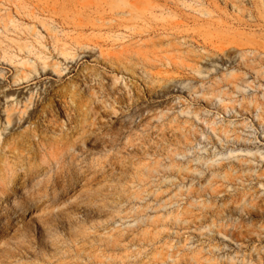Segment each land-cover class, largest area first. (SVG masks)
Wrapping results in <instances>:
<instances>
[{
	"label": "rangeland",
	"instance_id": "1",
	"mask_svg": "<svg viewBox=\"0 0 264 264\" xmlns=\"http://www.w3.org/2000/svg\"><path fill=\"white\" fill-rule=\"evenodd\" d=\"M0 264H264V0H0Z\"/></svg>",
	"mask_w": 264,
	"mask_h": 264
},
{
	"label": "bare ground",
	"instance_id": "2",
	"mask_svg": "<svg viewBox=\"0 0 264 264\" xmlns=\"http://www.w3.org/2000/svg\"><path fill=\"white\" fill-rule=\"evenodd\" d=\"M122 78L118 77V76H114V84H117ZM22 187V186H21ZM23 189H26V187H23ZM34 201V208L39 209V204L38 202H36V199H33Z\"/></svg>",
	"mask_w": 264,
	"mask_h": 264
}]
</instances>
